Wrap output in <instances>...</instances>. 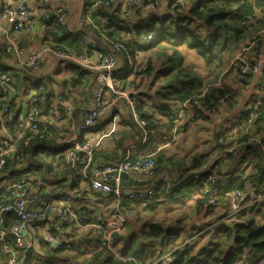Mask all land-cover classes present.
Segmentation results:
<instances>
[{
	"label": "trees",
	"instance_id": "obj_1",
	"mask_svg": "<svg viewBox=\"0 0 264 264\" xmlns=\"http://www.w3.org/2000/svg\"><path fill=\"white\" fill-rule=\"evenodd\" d=\"M94 1L84 0L81 26L76 28L75 34L57 22L50 5H44L49 17L42 19L41 14L39 20L44 25L41 43L52 50L80 54L82 47L76 36L85 35L101 42L98 48L104 51H110L113 42H122L133 59V68L116 77L115 83L118 85L120 82L124 89L134 87L136 90L133 94L137 101L136 108L148 123L149 139L141 141L142 130L127 110L125 117L122 115L118 137L110 139L112 146L96 150V156L106 160H120L126 148L132 144L145 145L152 138L154 131L161 134V130L165 129V133H170L175 119L172 106L176 103L190 100L186 111L193 113V117L184 128L194 120L218 115L233 108L240 87L233 88L226 80L234 71L232 78L243 87L248 84L253 73L241 74L230 62L236 53L254 40L256 46L252 53L257 55L259 48L264 46V0H140L137 4H130L128 1L124 5L122 2L109 0V7L102 3L104 0H100L101 4L87 13L86 7L91 9ZM149 2L154 4L152 9L144 7V4ZM140 52L143 54L142 58L138 56ZM190 54L201 59L204 73L197 71V66L192 61L189 63L187 56ZM11 56L4 52V41L0 43V70L9 72L13 77L10 85L0 81V92L5 88L9 96L13 97L14 93L18 94L28 85L33 71L23 67L21 72L12 73L3 62V58ZM64 66L68 70L67 74L58 79L47 76L43 79L45 87L51 90L56 82L63 87L64 93L74 96L68 86L74 88L81 83L85 106L90 98V90L93 87L91 78L94 73L81 65L66 63ZM130 75L132 76L129 77ZM262 76L258 97L252 104L258 103L250 109L247 104L230 119L227 126L217 131L212 137L213 148L210 153L204 155V161H196L174 176L168 173L169 165H185L184 157H174L163 150L156 151L153 156L156 172L166 175L167 182H161L155 188V194L148 202L121 200L128 218L133 216L135 223L142 221L139 230L133 229L125 234L115 232L111 246H116L124 237V243L117 251L96 243L90 254L83 257V261L78 263L71 260L72 256H76L70 255V258H66L71 261L68 264H147L158 248L180 243L183 244L175 252V260L170 264H264V200L259 205H249L238 210L234 219L220 226L222 235L218 239L209 240L199 247L181 238L179 231L171 229L176 221L188 217V214L175 216L169 221L154 218V214L165 211L168 204H179L182 200L193 198V214L207 216L214 211L216 217L213 221H216L221 218L220 211L223 212L238 191L246 194L250 190L257 193L264 189V94H261L264 89V75ZM135 78L145 79V82L138 83ZM30 84L35 85L33 82ZM150 86H154L153 90ZM36 97L40 98L37 94ZM51 98L47 97L42 103L50 102ZM14 104L15 102L11 101V106ZM115 110L116 108H113L109 115ZM75 111L77 110L74 109ZM108 119L110 120V116L98 121L92 130L101 127ZM64 130L49 125L46 130L48 137L42 145L33 139L25 147L20 139L16 143V151L5 155L6 160L0 172L7 173L12 178L24 174L34 177L30 182L32 186L37 183V177L40 175L51 185L52 191L49 193L43 188L39 189L47 195L65 187L68 176H75L76 171L64 163L61 156H56L58 151L55 150L54 138L59 131ZM2 141L0 137V144ZM43 146L49 160L44 164L33 165L31 160ZM230 148H233L234 152L229 151ZM212 152H217V155L210 160ZM132 156L140 155L133 153ZM224 156L229 158L227 163L222 162ZM244 162L249 163L241 169ZM219 163L224 169L220 167V170L214 171ZM230 165H234L233 170L227 168ZM31 166L35 167L31 169ZM194 174L199 176L193 178ZM210 175H215L216 183L207 182ZM76 194V199L97 196L92 188L86 186L79 187ZM0 197H6L3 189L0 190ZM67 197L71 199V196ZM177 197L179 202L174 201ZM210 198L215 201L212 207H209L208 203ZM101 199L109 201L108 196ZM162 201H166L164 207L160 205ZM183 205L182 203L178 209L179 212L183 213ZM87 210L92 219L97 220L103 216L96 215L93 208L87 207ZM12 216V213L7 215L10 218L7 223L16 220ZM66 226L67 224L63 228ZM69 227L73 233L74 227ZM80 241L84 239H76L75 246H78ZM39 245L44 255L40 256L32 249H27L21 254L25 264H29L33 256L37 260L47 262L49 255L54 252H61L62 255L67 253L65 250H74L64 246L53 250L44 238H40ZM115 252L118 254L115 255Z\"/></svg>",
	"mask_w": 264,
	"mask_h": 264
},
{
	"label": "built area",
	"instance_id": "obj_2",
	"mask_svg": "<svg viewBox=\"0 0 264 264\" xmlns=\"http://www.w3.org/2000/svg\"><path fill=\"white\" fill-rule=\"evenodd\" d=\"M139 2L141 1L133 0L131 3ZM102 3L107 7L110 5L109 0H104ZM100 4V0H95L91 8ZM44 5L48 4L44 1L40 15L42 14V19H47L49 14L44 10ZM144 7L152 9L154 4L149 2L144 4ZM30 15L31 11L26 0H18L13 6L0 7V19L6 21L10 27L4 30V52L12 55L22 68L35 71L42 65L45 51L52 49L47 46L41 47L24 55L25 50L19 43L18 35L21 32L33 31L34 23ZM53 15L61 26H65L70 33L75 34L76 30L68 25L66 10L62 4L53 6ZM76 37L82 47L80 54L64 50H52V53L62 63L81 65L94 73L93 97L89 108L82 110L73 108L75 100L73 96L62 90L55 94L51 93L45 87L44 81L40 79L33 82L35 85L28 82L21 94L14 93L13 97L9 96L5 88L0 92V129L4 133L0 135L3 139L0 144V168L5 163V155L16 151V143L20 139L23 140L25 147L33 139L38 140L37 144L42 145L48 137L46 130L49 125H54L57 128H65L54 138L57 155L76 171L75 176H68L65 187L50 195L43 194L30 184L34 177L24 174L12 178L7 173L0 172V190L3 189L6 193V197H0V251L5 254L4 258H0V264H25L24 256L21 254L27 249H32L43 256L39 245L42 237L49 242L53 250L61 246L73 248L75 240L81 237L80 233L88 235L90 240L88 244H91L93 240L102 247L110 248L113 234L124 227L128 217L121 200L148 202L154 196L155 188L161 182H167L166 175L156 172L153 156L157 150L133 157L131 148L137 144H132L126 148L120 160L110 161L96 156V150L102 147L104 139L118 137L122 125V113L129 111L130 116L142 130V142L149 139L148 123L136 108L134 87L126 90L122 89L120 82L118 85L115 83L116 77L134 66L126 46L116 41L111 44L110 51H104L98 48V44H101L98 40L85 35ZM255 46L256 40L243 47L234 56L231 64L241 74L262 72L264 75V55L255 54L252 59L248 57ZM118 55L125 62L126 68L123 70L118 68ZM0 81L10 85L13 77L9 72L0 70ZM36 94L40 98H37ZM261 94H264V89ZM55 95L56 102L53 98ZM19 96L26 97L24 104H22L24 99ZM47 97H52L51 101L42 103ZM11 101L15 102L13 106ZM189 101L187 99L183 103L176 104L175 119L171 127L173 134L179 130V127L188 124L193 117V113L186 111ZM257 103H249L247 108H253ZM113 108L116 110L110 114V120L105 121L96 130H92L98 121L106 119ZM74 109L77 111L74 112ZM60 120H66V122L58 124ZM229 151L234 152V149L230 148ZM228 161L227 156L222 158L223 163ZM122 171L131 175L135 172L139 174V179L146 180V183L132 186L121 185L119 173ZM198 176L194 174L193 178ZM207 182L216 183L215 175L207 177ZM82 186L92 188L97 196L76 199V192ZM68 195L71 199L67 197ZM103 196L109 198V201H103L107 212L104 211L103 216L97 220L92 219L87 210L88 204L91 201L103 200L101 199ZM263 200L264 189L257 193L250 190L246 194L238 191L223 209L222 218L234 219L238 210L249 205H259ZM208 203L209 207L215 205L213 198H210ZM11 213L16 220L7 223L10 220L7 215ZM41 223L44 225H40ZM65 224L67 226L63 228ZM70 225L74 227L73 233ZM41 227H43L42 230ZM182 244L158 248L155 251L158 258L154 261L150 260L147 264L172 263L176 257L175 252Z\"/></svg>",
	"mask_w": 264,
	"mask_h": 264
},
{
	"label": "crops",
	"instance_id": "obj_3",
	"mask_svg": "<svg viewBox=\"0 0 264 264\" xmlns=\"http://www.w3.org/2000/svg\"><path fill=\"white\" fill-rule=\"evenodd\" d=\"M18 0H0V7H9L15 5V3ZM44 1L50 5V6H55L59 4H63L65 6L66 10V16H67V22L68 25L75 29L77 27L81 26V18L83 14V7H84V0H26V3L31 11L30 18L32 19L34 23V28L33 31L31 32H21L18 35V40L19 43L24 47L25 53L24 55L32 52L33 50L41 47H46V45H42L41 43V37L44 35V25H42V22L39 20V15L40 12L42 11L41 8H43V3ZM115 2H124L127 0H113ZM95 9V8H93ZM87 13L92 11V8L86 7ZM85 10V11H86ZM10 27L8 26V23L4 21L3 19H0V43L4 41V30H8ZM261 56L264 55V46L259 48V51L257 52ZM256 53H249L248 57L253 58ZM3 62L5 63L6 66H8L11 70V72H21L22 67L19 64V62L13 58L12 56L9 58H3ZM18 62V63H17ZM121 63V56H118V64H119V69ZM66 63H62L60 60H58L54 54L52 53V50H47L44 53L43 56V62L41 65V69H37L31 73V80L28 82H34L37 79L43 80L47 76H52L55 77V70L59 68V66H63ZM66 70V69H65ZM67 73H64L65 75ZM232 76L234 77V71L230 73L229 79L226 80V83H229L232 85L233 88H238L240 87V91L238 96L235 98V103L233 108L227 110V111H222L220 114H214L212 116H209L208 118H199L197 120H194L192 123L189 124L187 127H183V129H179L175 134L170 131V133H165L164 130H161V134L157 131H154V134L152 135V138L148 143L145 145H135L134 147L131 148L132 153H137V155H142L150 151L154 150H163L165 153L168 155H174V157H184L186 160V164L182 165L180 167L178 166H171L169 165L168 173L170 175H177L178 171L181 169H186L190 167L191 165L194 164L196 161H201L204 159V155L208 154L211 152L213 148L212 144V135L222 129L224 126L228 125V122L230 121L231 118L236 116L241 110H243L247 104L253 103V101L258 97V93L260 90V81L262 76V72L258 73H253L251 76L250 81L248 82L247 85L241 87L240 83L235 82V78L233 79ZM91 85H94V79L91 78ZM49 87V86H48ZM80 89L82 87V84L80 83L79 85H76L74 88ZM51 88V87H50ZM63 87L59 86L58 83H54L51 90V93L55 94L58 92H61ZM72 88V87H71ZM93 88V87H92ZM91 88V90H92ZM90 90V91H91ZM19 94V92H18ZM77 94L74 93L73 98H76ZM20 97V96H19ZM22 100V104L26 102V97L24 96L23 98L20 97ZM54 101L56 102V95L53 96ZM91 99V97H90ZM89 99V100H90ZM88 100V104L85 106L82 105L79 109H85L90 105V102ZM177 104V103H176ZM175 105L172 106V110H175L177 107ZM172 133V134H171ZM166 140L168 144L164 145L163 141ZM163 142L162 144H160ZM112 146V142L109 138H106L102 141V148H109ZM46 151V150H45ZM217 155V152H212L209 156V159L212 160L214 157ZM192 157H196V159H192ZM204 161V160H203ZM208 161V160H207ZM249 162H244L241 169L247 166ZM234 165H230L227 168L234 169ZM221 164L219 163L218 165L215 166L213 169L215 170H220ZM224 169L223 167H221ZM226 170V169H225ZM139 174L133 172L132 176L135 177L136 180L139 179ZM143 180V179H139ZM144 185V184H143ZM88 207L94 209V213L98 216L103 215V212H107L106 205L104 204L103 200L100 201H92L88 204ZM53 218V216H52ZM55 219V217L53 218ZM209 220V219H208ZM49 221H52V219H49ZM197 218L194 217L192 219V222H197ZM43 227H41V230ZM133 228L129 230L132 231ZM86 233V232H85ZM87 234V233H86ZM80 239H84V241H80L79 243V248L83 249L85 244H88V235H83L80 233ZM44 238V237H42ZM124 239V237H123ZM36 252V251H34ZM43 252V250H42ZM38 253V252H36ZM41 256V255H40ZM5 254L0 251V258H4ZM44 259V258H43ZM47 259V258H45ZM51 259L49 258V261ZM44 260H37L36 257L32 258V261H30L29 264H42Z\"/></svg>",
	"mask_w": 264,
	"mask_h": 264
},
{
	"label": "rangeland",
	"instance_id": "obj_4",
	"mask_svg": "<svg viewBox=\"0 0 264 264\" xmlns=\"http://www.w3.org/2000/svg\"><path fill=\"white\" fill-rule=\"evenodd\" d=\"M128 1L130 2V4H132L131 2L133 0L124 1V2H122V4L123 5L124 4H127ZM62 6L65 8V6L63 4H62ZM138 56L140 58H142V56H143L142 52H140L138 54ZM187 57H188L187 60L189 61V63L192 61L193 64H196V66H197L196 70L197 71L204 73L203 64H202V61H201L200 58L195 57L194 55L191 56V54L188 55ZM124 64H125V62L121 58V63H120V67L121 68L119 70H123V67L125 66ZM38 69L42 70L40 67ZM65 69H66L65 66L64 67L62 65L59 66V68L54 71L55 72V74H54L55 77L54 78L58 79V78L62 77L64 73H67L68 70L67 69L65 70ZM131 76L132 75H130L129 77H131ZM93 79L95 80V76L93 77ZM135 81H137L138 83H143V82H145V79L135 78ZM141 85H143V84H141ZM25 87H26V85H25ZM25 87L23 89H25ZM68 88L70 90H72L74 93L77 94V96H76L77 99L74 100V106H73V108L76 107V109L78 110L81 107L82 102H83V98H82V96H83L82 95V87L80 89H78L77 87L76 88H70V86H68ZM130 88L131 87H129L128 90ZM150 88L153 90L154 86H150ZM23 89L20 90V92H19L20 94H21V92H22ZM93 89H94V85H93L92 90L90 91L91 94L89 95V97H91V99L89 98L90 99L89 100L90 105H91L92 97H93ZM122 89H124V88H122ZM126 90H127V88H126ZM90 105L87 108H89ZM87 108L85 107V109H87ZM122 115L125 117V113H122ZM109 116H111V115H108V117ZM65 122H66V120H60L58 124L65 123ZM59 129L63 130L65 128H59ZM179 129L181 130V129H183V127H179ZM216 133H214L212 135V137ZM2 134H4V133H2V130L0 129V135H2ZM163 142H161L160 144H162V143L164 145L168 144V142L166 140H164ZM56 156H58V155H56ZM48 160H49V157L46 156V154H45V146H43L42 147V150L39 151V153H37L34 156V158L31 160L32 161L31 163L33 165H36V164L39 165L40 163L41 164H44ZM23 163L26 164V162H23ZM34 167L35 166H31V169H33ZM38 172H40V171H38ZM38 176L39 177H37V183L35 185H33V187L35 189L43 188V190L44 191H47L48 193L51 192L52 191V188H51V185L49 184V182L46 181V180L44 181L40 175H38ZM177 196L180 197L179 195H177ZM178 197H177V199H174V201H178L179 202L180 200L178 199ZM180 202H182L184 204L182 206L183 213L182 212H179V210H178L179 208H181L180 206L182 205V203L177 204L175 202V203H172V204H168L166 206V208H165V211H160V212H157L156 214H154V218H156V219H163V220L167 219L169 221V220L174 219L175 216L178 217V216H183V215H187L188 214V217H186V218L183 217V219H181L180 221H176L171 226V229L173 231H179V234H180L181 238L187 239L192 244H194L196 247H199L201 245L206 244L209 240H216V239H218L222 235L220 226L222 224H228L229 223V220H230L228 218H222L224 216L223 212L220 211V213H219V215L221 216V218H219L216 221H213L215 219V217H216V215L213 214L214 211H213V213L211 215H207V216H196V215L193 214L192 210L194 208L193 206L195 205V202H194V199L193 198H189V199H186V200H182ZM165 203H166V201H162L160 203L161 207H164L165 206ZM131 217L133 218V216H131ZM194 217L197 218V220H198L197 222H192V219ZM132 218H130V217L128 218L127 217L126 224L119 231L120 233L125 234L126 232H129V230L131 228H133L135 230H137V229L139 230L140 229V226L142 225V221H140L139 223H135ZM172 223H173V221H172ZM91 241H93V240H91ZM88 243H90V240H88ZM123 243H124V240L122 239L121 241H118V243L116 244V246L115 245L110 246V249L117 251V249L120 248L123 245ZM74 247L72 248L74 250H65V252H67V253H64L62 255H61V252H54L52 255H49L50 258H51V260L50 261H47V262H43L42 264H68V262L71 263V261H69L66 258H70V255L76 256V257H73L72 256V259L71 260H75L76 262L79 263V262L83 261V257L84 256H86L87 254H90V250L93 247V245H91V244H85L84 248L82 249L84 251H82V250L81 251H77V250H80V249H78L79 245L78 246H74ZM117 254H118V252H115V255H117ZM157 258H158V254H154L151 257V260L154 261Z\"/></svg>",
	"mask_w": 264,
	"mask_h": 264
},
{
	"label": "water",
	"instance_id": "obj_5",
	"mask_svg": "<svg viewBox=\"0 0 264 264\" xmlns=\"http://www.w3.org/2000/svg\"><path fill=\"white\" fill-rule=\"evenodd\" d=\"M119 182L121 185H143L146 183V180H136L131 174L127 172H120L119 173Z\"/></svg>",
	"mask_w": 264,
	"mask_h": 264
},
{
	"label": "bare ground",
	"instance_id": "obj_6",
	"mask_svg": "<svg viewBox=\"0 0 264 264\" xmlns=\"http://www.w3.org/2000/svg\"><path fill=\"white\" fill-rule=\"evenodd\" d=\"M96 243H98V242H96V241H92L91 245H94V244H96Z\"/></svg>",
	"mask_w": 264,
	"mask_h": 264
}]
</instances>
